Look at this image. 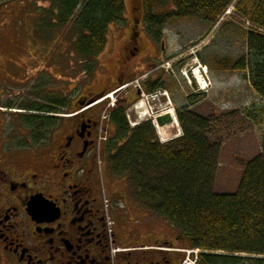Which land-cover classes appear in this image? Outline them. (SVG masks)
Here are the masks:
<instances>
[{"label": "trees", "instance_id": "1", "mask_svg": "<svg viewBox=\"0 0 264 264\" xmlns=\"http://www.w3.org/2000/svg\"><path fill=\"white\" fill-rule=\"evenodd\" d=\"M170 1L173 8L162 13ZM233 1L141 0L145 34L152 42H161L163 27L179 20L212 27ZM33 2L49 4V9H39V30H54L67 37L87 75L94 72L95 57L106 47L109 27L125 22L124 0ZM232 17L264 30V0H239ZM245 47L246 55L238 60L212 58L216 71L241 72L260 101L241 115L262 129L261 153L242 162L241 177L232 193L213 192L221 144L208 139L213 123L188 110L202 97L187 98L188 106L177 111L183 135L165 144L159 143L150 122L129 126L124 101L108 114L112 131L104 143L103 157L109 173L127 179L129 198L153 217L165 220L177 232V242L199 251L195 264H264V35L245 34ZM144 87L149 93L167 90L161 75ZM87 101L81 98L79 104ZM44 103L14 109L21 112L19 123L30 132L31 146L46 142L57 123V108H70L60 99Z\"/></svg>", "mask_w": 264, "mask_h": 264}, {"label": "rangeland", "instance_id": "2", "mask_svg": "<svg viewBox=\"0 0 264 264\" xmlns=\"http://www.w3.org/2000/svg\"><path fill=\"white\" fill-rule=\"evenodd\" d=\"M124 3L123 20L125 22L123 25L109 27L106 47L100 55L95 57V70L89 75L83 73L84 63L80 62L79 57L71 50L67 37H61L54 30L40 31L37 27V21L41 15L39 9H49L47 2L34 3L33 0H16L15 2L13 0L11 4H8L7 23L0 25V92L3 93V100L26 106H31L32 102L45 105L46 99L66 101L70 107L68 110L56 109L58 114L54 117L59 119L78 111L81 98L91 100L100 95L113 93L121 85L119 79L125 64L124 57L127 53L125 49L134 29L138 34L136 45L138 51L134 52L135 55L130 58L127 73L121 78L122 83L136 81V78H139L141 83L144 76H149L155 70L143 69V64L149 59L158 58L161 61L158 64H163L166 70L160 69L157 76L161 75L165 81L169 99L175 111L185 108L187 96L190 97L194 92L199 94L198 97H202L200 101L206 100L204 102L210 104V116L206 119L213 123V127L208 135L209 141L222 144L225 140L240 136L254 138L256 141L262 129L254 126L241 114L244 109L258 103V97L244 80L241 72H220L212 66L213 57L238 60L246 55L245 32L251 30L249 24L235 20L232 15L225 18L222 25L212 27L196 20H179L163 27L161 42H152L142 30L144 16L141 0H124ZM171 8L173 5L170 1L168 7L161 12L166 13ZM199 65L207 68L209 82L206 88L203 86L199 88L191 76V71H195ZM144 73V76H140ZM182 73L188 74L189 82L183 78ZM130 89L116 94L114 92L111 99L87 113L98 121L107 105L114 102L116 106L117 103L124 101L131 104L129 109L133 106V109L129 111L130 120L133 123L135 121L144 123L150 120L149 117L152 121V118L161 114L160 112L169 111H165L168 109L165 106V98L160 99V103L154 102L145 96L137 97L133 89ZM205 103L200 106L206 105ZM140 104L146 110V116H143L142 110L138 109ZM13 112L17 111L7 110L8 114L4 122L6 133L11 132L16 137L17 144L26 143L27 130L20 126L17 119L13 121L9 119ZM175 117L177 119V116ZM66 123L68 122H61L46 142L35 146L37 147L35 158L42 159L51 155L67 131ZM177 123L182 133L178 119ZM106 126L108 131L110 130L108 124L103 122V133ZM175 134V131H172V135ZM255 145L258 147L259 144ZM98 157L101 161L99 186L104 188V191L107 189L110 195V186L114 182L119 187L121 196L128 195L127 179L122 177L113 179L108 174L102 146L96 149L97 160ZM237 173L234 174L237 175ZM118 204L124 211L126 219L131 216L128 231L131 233L132 240L141 239L142 236L145 240L149 234L156 232L159 238L171 240L184 252V264H194L195 254H192L193 252L183 243L177 242V232L165 220L153 217L139 209L135 202H128L126 197L124 201L119 200ZM117 231L119 236L123 237L125 233L123 222L118 225Z\"/></svg>", "mask_w": 264, "mask_h": 264}, {"label": "flooded vegetation", "instance_id": "3", "mask_svg": "<svg viewBox=\"0 0 264 264\" xmlns=\"http://www.w3.org/2000/svg\"><path fill=\"white\" fill-rule=\"evenodd\" d=\"M12 1L0 0V25L7 23ZM137 38L133 29L119 83L138 51ZM158 63V58L149 59L143 69H155L150 74L155 78L162 68ZM19 105L4 101L0 92V264H183L178 246L159 238L156 232L146 237L147 242L143 236L130 238L128 224L132 219L125 218L118 202L125 197L134 202L128 195L121 196L114 182L110 195L99 186L98 124L94 116L86 112L57 119L49 135L61 122H68L67 131L51 155L38 159L34 157L37 147L30 144V132L26 131L28 147L17 144L11 132L6 133L7 110ZM19 114H10V121L19 122ZM32 201L33 214L29 213ZM105 201L114 220L111 235L106 226ZM122 222L125 233L120 237L117 229Z\"/></svg>", "mask_w": 264, "mask_h": 264}, {"label": "crops", "instance_id": "4", "mask_svg": "<svg viewBox=\"0 0 264 264\" xmlns=\"http://www.w3.org/2000/svg\"><path fill=\"white\" fill-rule=\"evenodd\" d=\"M204 101L206 100H202L190 107V111L202 118H208L210 116V104ZM259 102L258 100V103H255V105L259 104ZM203 103L206 105L200 106ZM260 136L256 138V141L254 138L240 136L239 138H231L227 141L225 140L224 143L222 142L218 155L219 165L214 180L213 192L217 194H228L236 190L243 168L242 162L251 161L261 153ZM255 144H259L258 147ZM241 155L245 157V160L241 158ZM232 172L238 173L235 175L234 173L231 174Z\"/></svg>", "mask_w": 264, "mask_h": 264}, {"label": "built area", "instance_id": "5", "mask_svg": "<svg viewBox=\"0 0 264 264\" xmlns=\"http://www.w3.org/2000/svg\"><path fill=\"white\" fill-rule=\"evenodd\" d=\"M227 14H229V12H227ZM260 32L264 33L262 30ZM135 83H136L135 86L139 87L138 81H136ZM165 95H166L165 93L158 91V92H155L154 94L147 95L146 98L151 99L152 101L155 102V101H159L160 98L165 96ZM104 119H105V116L102 117V120H104ZM101 134H102V128H100V135ZM100 139H102V136L100 137ZM104 206H105V219H106L107 231H108V234L111 235L113 222H112V219L109 216L108 211H107V209H108V202L107 201L104 202Z\"/></svg>", "mask_w": 264, "mask_h": 264}, {"label": "bare ground", "instance_id": "6", "mask_svg": "<svg viewBox=\"0 0 264 264\" xmlns=\"http://www.w3.org/2000/svg\"><path fill=\"white\" fill-rule=\"evenodd\" d=\"M195 74H196V78L198 79L200 85H202L203 87H205V85H204L201 77L197 73V70H195ZM143 104H145V103H143ZM138 109L142 110L141 113H142L143 116H146L147 115V112L143 108L142 104H140V106H139ZM168 115H172V112L168 113ZM172 117H173V115H172ZM176 127H177V122H174V124L171 127L170 126H165V127H162V128H157L158 135H160L161 137H164V138H170V136H172V131L176 130Z\"/></svg>", "mask_w": 264, "mask_h": 264}, {"label": "water", "instance_id": "7", "mask_svg": "<svg viewBox=\"0 0 264 264\" xmlns=\"http://www.w3.org/2000/svg\"><path fill=\"white\" fill-rule=\"evenodd\" d=\"M104 97H105L104 95H100V96H98V97H96V98H94V99L88 101L87 103H82V104H81V108H80V110H83V109H85V108H87V107H90L91 105L95 104L96 102L102 100ZM156 123H157V126H158V127H164V126H166V125L171 124V123H172V120H171V118H170L169 115H165V116L158 117V118L156 119ZM32 203H34V201H32V202L29 204V213H31L30 207L32 206V205H31ZM31 208H32V207H31ZM31 214H33V213H31Z\"/></svg>", "mask_w": 264, "mask_h": 264}]
</instances>
